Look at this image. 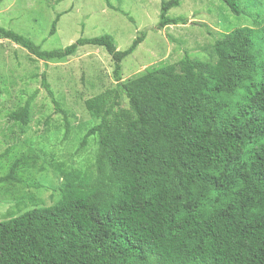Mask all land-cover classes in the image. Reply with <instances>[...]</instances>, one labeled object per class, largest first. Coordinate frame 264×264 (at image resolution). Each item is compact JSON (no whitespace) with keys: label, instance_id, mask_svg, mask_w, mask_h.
Here are the masks:
<instances>
[{"label":"trees","instance_id":"1","mask_svg":"<svg viewBox=\"0 0 264 264\" xmlns=\"http://www.w3.org/2000/svg\"><path fill=\"white\" fill-rule=\"evenodd\" d=\"M219 1L235 17L241 14V0ZM181 3L162 0L153 29L186 24L169 15ZM146 34L138 32L125 50L108 34L42 50L0 27V40L44 63L81 47L103 48L115 82L84 101L94 122L80 147L94 141L92 166L51 165L62 179L60 198L0 221V264H264V24L222 34L212 62L185 55L123 81L122 62ZM41 85L50 93L44 73ZM239 92L231 113L228 99ZM33 98L8 116L23 136ZM63 115L69 136L73 127ZM37 158H15L0 185L21 182L29 169L17 168Z\"/></svg>","mask_w":264,"mask_h":264},{"label":"rangeland","instance_id":"2","mask_svg":"<svg viewBox=\"0 0 264 264\" xmlns=\"http://www.w3.org/2000/svg\"><path fill=\"white\" fill-rule=\"evenodd\" d=\"M161 1L65 0L55 4L46 0H3L0 27L29 38L42 50L62 49L79 38L104 34L113 37L117 49L125 50L138 32L147 29L144 41L122 62V80L126 81L147 69L175 64L185 55L212 62L213 44L222 34L264 24V0H241L238 17L219 0H182L169 15L182 17L186 24L154 30ZM57 14L61 16L55 33L49 36ZM112 70L103 48L81 47L72 57L44 63L18 45L0 40V153L10 151L0 160V176L8 172L15 158L27 156L29 162L33 153L38 156L33 166L17 168L29 169L22 174L21 182L0 185V221L58 201L62 179L51 165L63 164L67 170L92 166L97 149L94 141L89 139L86 149L80 147L81 138L94 122L84 101L114 87ZM43 73L50 93L41 85ZM31 97V121L23 136L8 116ZM241 97L239 92L228 99L229 112L235 113ZM122 104L126 106V102ZM63 112L73 127L69 136L64 134ZM44 136L48 139H42Z\"/></svg>","mask_w":264,"mask_h":264}]
</instances>
